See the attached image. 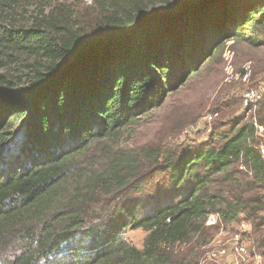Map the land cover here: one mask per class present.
I'll return each instance as SVG.
<instances>
[{"label":"trees","instance_id":"16d2710c","mask_svg":"<svg viewBox=\"0 0 264 264\" xmlns=\"http://www.w3.org/2000/svg\"><path fill=\"white\" fill-rule=\"evenodd\" d=\"M29 1L0 0V61L31 62L22 86L8 82L14 92L0 96V264H199L220 228L210 216L227 229L259 218L264 160L252 123L179 154L118 151L106 165L90 156L198 75L235 13L219 17L215 0H51L29 13ZM247 5L224 37L259 47L264 32L249 34L264 29V0ZM258 117L264 125V109ZM149 165L163 176L146 186ZM128 230L147 233L143 249Z\"/></svg>","mask_w":264,"mask_h":264},{"label":"rangeland","instance_id":"374dc122","mask_svg":"<svg viewBox=\"0 0 264 264\" xmlns=\"http://www.w3.org/2000/svg\"><path fill=\"white\" fill-rule=\"evenodd\" d=\"M44 1L51 0H30L29 13L34 12ZM55 1L72 2L82 8L92 4L90 0ZM249 2L251 0H215L208 4L209 9L216 13L219 11V17L222 11L235 13L233 22L219 29V39L223 38L222 45L215 47L210 56L201 61L198 75L190 78L192 72L186 75L190 70L184 73V78L190 79L178 91L169 95L160 108L140 117L135 124L122 130L119 137L94 144L90 156L106 165L107 155L118 151L140 153L160 149L164 151V156L169 153L179 154L184 150L216 145L219 133L234 122L253 125L255 120L259 122L258 113L264 109V99L257 103L256 109H253V105L245 109L244 96L249 90L259 91L260 83L264 82V44L257 47L246 38L228 40L224 37L230 29L241 24L248 12ZM263 32V28L258 29L257 35L249 36L259 38ZM197 35L204 36L205 32L200 31ZM185 54L183 60L189 65L191 53ZM29 64L31 62L26 58L12 64L5 59L0 61V76L4 78V83L0 82V96L14 92L7 87L8 82L22 86L27 80ZM256 139L260 150L261 141L257 135ZM162 176V171L149 165L144 170L142 182L149 186ZM152 187L144 189L146 196ZM260 194L264 196V191H260ZM146 196L142 199H146ZM243 225L246 226L243 228ZM146 237L147 233L143 230H128L125 234L127 242L138 249H143ZM213 237L209 244L212 248L219 246L220 242L226 245L228 253L224 264H264V212L258 219L242 221L229 229L223 225V228L216 229ZM238 247L244 248L245 252L237 254ZM211 253L204 249L199 264H218L219 250Z\"/></svg>","mask_w":264,"mask_h":264},{"label":"built area","instance_id":"2783aa9c","mask_svg":"<svg viewBox=\"0 0 264 264\" xmlns=\"http://www.w3.org/2000/svg\"><path fill=\"white\" fill-rule=\"evenodd\" d=\"M260 86H261V89L259 91L258 90H249L245 94V96H244L245 106H246L245 109H248V107L252 106V105L254 107L253 109H256L257 103L264 99V91H263L264 90V82L260 83ZM211 118H212V116H210V119ZM254 127L256 130V135L260 138L259 140L261 141L259 152L261 153V156L264 160V125L260 124L259 122H257V120H255ZM241 169H244V168H241ZM206 224L209 227L223 228V225H222L221 220H220L218 215L210 216L209 219L207 220ZM245 226L246 225H243V228ZM221 243L222 242L219 243V246H215L214 248H212V246H210L211 244L204 248L205 250H208V252L211 251L212 252L211 254H213V253L217 252V250H219L220 261L218 264H224L225 263V260H226L225 256L228 253L227 249L225 248L226 245L221 244ZM236 250H237V254H241L240 251L245 252V249L242 247H240V248L238 247V248H236ZM215 258H217V257H215ZM200 264H202V263H200Z\"/></svg>","mask_w":264,"mask_h":264},{"label":"water","instance_id":"95a60500","mask_svg":"<svg viewBox=\"0 0 264 264\" xmlns=\"http://www.w3.org/2000/svg\"><path fill=\"white\" fill-rule=\"evenodd\" d=\"M206 1L207 0H196V1H194V3H196L197 5H200L201 3L206 2ZM190 5H192V4H190ZM191 72H192V70H190L186 75H189Z\"/></svg>","mask_w":264,"mask_h":264}]
</instances>
